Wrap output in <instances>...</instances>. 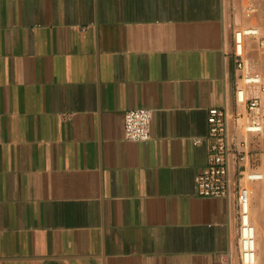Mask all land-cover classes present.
Returning a JSON list of instances; mask_svg holds the SVG:
<instances>
[{"label": "crops", "instance_id": "0c3cea01", "mask_svg": "<svg viewBox=\"0 0 264 264\" xmlns=\"http://www.w3.org/2000/svg\"><path fill=\"white\" fill-rule=\"evenodd\" d=\"M244 26L260 33L239 58ZM263 34L264 0H0V264H243L241 186L264 264L263 186L242 176L264 131H242L236 100L262 95ZM137 108L144 141L125 136ZM212 108L232 114L230 183L201 196Z\"/></svg>", "mask_w": 264, "mask_h": 264}, {"label": "built area", "instance_id": "2783aa9c", "mask_svg": "<svg viewBox=\"0 0 264 264\" xmlns=\"http://www.w3.org/2000/svg\"><path fill=\"white\" fill-rule=\"evenodd\" d=\"M238 33L235 32V55L241 57L243 48L238 49V44L242 43L237 39ZM260 48L264 51V39L259 42ZM239 69H242L243 64L239 60L237 63ZM242 83L246 85H256L260 83L259 77L255 75H242ZM261 97L258 95L248 96L246 89L242 86L236 91V100L239 105L243 106L248 119L242 124V131L246 134L259 135L264 131V87L261 88ZM232 114L224 109L212 108L208 111V134L214 139L210 146V153L207 163L200 169L196 176V184L198 193L201 196H222L229 189V164L228 158L230 153V142L228 139V121ZM240 117L241 114H233ZM152 117V112L146 108H137L128 110L124 116L125 136L128 140L144 141L150 136L149 124ZM243 143L236 148L237 157L240 162H245L247 152L244 150ZM243 178L249 182L261 181L263 173L259 171H243ZM251 190L247 186H241L238 191V202L240 206V230L239 244L240 255L243 264H254L253 258L255 249L248 247L246 242L253 237L244 234V230L248 227L245 222L247 212V203L250 201ZM251 220V219H250ZM252 225V221H250Z\"/></svg>", "mask_w": 264, "mask_h": 264}, {"label": "bare ground", "instance_id": "6f19581e", "mask_svg": "<svg viewBox=\"0 0 264 264\" xmlns=\"http://www.w3.org/2000/svg\"><path fill=\"white\" fill-rule=\"evenodd\" d=\"M237 33H238V37H237L238 41L242 42V43L238 44V49H241V48L244 49L243 39L246 38L249 41H251L252 43H254V41H252V34L260 33V30H259V28L255 27V26H244L241 29H238ZM250 207H251V197H250V201H248L247 206H246L248 214L246 215L244 221L248 223V227L245 228L244 234L249 236V237H251V236L253 237V240L249 239L246 242V245L248 247H252L254 249L256 248L254 255H253V258L255 260L254 264H255L256 260H257V247H256V240H257L256 239V232H257V230L255 229L254 224L252 223V225H251V223H250V221H252V220H250L251 219V208Z\"/></svg>", "mask_w": 264, "mask_h": 264}, {"label": "rangeland", "instance_id": "374dc122", "mask_svg": "<svg viewBox=\"0 0 264 264\" xmlns=\"http://www.w3.org/2000/svg\"><path fill=\"white\" fill-rule=\"evenodd\" d=\"M241 29V28H240ZM264 35V34H263ZM252 43V42H251ZM253 44V47H254V43H252ZM258 50L263 54L264 52L262 51V49L260 48H258ZM245 53H247L246 51H245ZM264 80V79H263ZM263 147H264V142H263ZM259 172H262L263 173V179L261 180V181H256V182H253L252 184H256V185H261V186H263V194H264V155H263V157H262V159H261V161H260V169H259ZM251 189V188H250ZM251 194H250V197H251V205H252V199H253V197H254V194H255V196H258V192H256V191H254L253 189H251ZM259 196H260V194H259ZM262 196V195H261ZM262 199H261V201H263V203H264V196L263 197H261ZM251 208V207H250ZM251 220H252V223L254 224V226H255V229L257 230V232H256V239H257V236H258V225H257V223L255 222V219H254V214H253V210L251 209ZM255 264H257V263H255Z\"/></svg>", "mask_w": 264, "mask_h": 264}]
</instances>
